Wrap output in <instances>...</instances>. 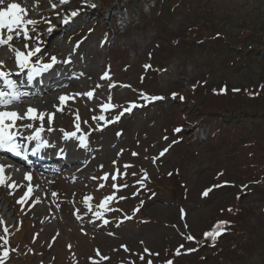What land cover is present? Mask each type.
Instances as JSON below:
<instances>
[{"label": "rangeland", "instance_id": "rangeland-1", "mask_svg": "<svg viewBox=\"0 0 264 264\" xmlns=\"http://www.w3.org/2000/svg\"><path fill=\"white\" fill-rule=\"evenodd\" d=\"M69 1L70 7L74 8L70 11L79 10V14L66 26L58 24L56 11H51L65 4L60 0L0 2V7L9 3L20 4L27 13H21L22 19L38 21L26 26L30 39L21 35L11 41L16 48L26 53L37 46L58 44L61 50L52 55L58 61L54 65L63 67L67 75L71 71L76 75L62 79L60 82L68 84L40 97L28 98V93L21 90L23 100L4 108L23 114L32 107L38 113L53 114L58 105L52 100L65 96L67 113L51 122L38 120L31 124L32 128L36 130L42 126L40 134H50L46 128L52 126L42 124L35 127L36 124L57 121L58 129L52 127L51 134L58 146L67 147L64 143L70 145L71 141L76 145L79 140L76 136H83L85 150H82L83 156L77 155L87 160L77 177L71 176L72 167L60 168L55 175L38 174V185L45 183L47 188L38 191L34 200L18 203L24 193L18 195L15 191L1 197L0 218L4 223L0 224V236H6L8 243L5 245L0 240V255L5 246L9 249V256L3 259V264H93L90 257L99 259L95 255L96 249L110 257L100 264H146L148 260L153 264H165L168 258L163 249L179 245H183L181 254L173 264H264V194L253 185L242 190L241 200L248 213L243 219L241 233L222 239L226 252L188 251L195 245L186 237L209 228L217 216V209L234 199V191L240 192L231 184H243L255 172L252 171L253 164L250 165L252 149L245 147L246 153L234 151L237 144L244 146L240 141L235 143L231 135L222 136L213 147L207 145L193 150L186 143H174L179 133L175 131L178 127H172V124L181 123L179 106L182 103L177 98L182 95L174 91L183 86L192 88L200 80L207 81L210 86L227 82L230 86L243 87L261 80L264 24H259L260 17L254 22L240 17L233 22L221 17L212 21L210 26L202 23V43L198 44V39L194 38L186 41V45L176 47L170 38H177L179 33L198 24L197 15L195 18L171 13L153 0L143 3L142 12L133 10V13L115 2L104 7L102 0L80 1L95 4L93 8L80 7L79 0ZM52 4L56 7L53 8ZM232 6L229 2L219 8L230 10ZM118 7L129 20L125 26L118 27L117 38L107 39L104 24L111 28ZM93 16L99 18L94 26L89 22V17ZM261 16L264 19V15ZM61 18L59 15L60 22ZM50 27L51 32L48 31ZM208 28L215 29L225 38L211 39L214 33ZM257 28L261 30L257 32ZM17 30L14 27V32ZM24 44L28 49L23 47ZM250 44L258 60L236 56V46L242 45L245 53ZM3 49L6 53L10 51L7 46ZM72 50L73 62H69L68 52ZM78 52L80 59L75 56ZM51 57L39 63H50ZM31 61L34 64L37 60ZM148 65L150 67H146ZM105 72L108 79L102 78ZM92 77L98 82L93 84ZM88 91H93L91 98L83 95ZM145 95L163 99L144 100ZM196 95L201 96L198 101L203 106L210 104L204 93ZM106 103L117 107L104 109L102 105ZM133 103L136 107L124 112V108L132 107ZM254 107L258 112L250 117L264 116V100L258 101ZM120 113H123L121 119L114 121L113 118ZM101 115L104 120L99 119ZM87 120L94 125L85 124ZM18 126L22 127L23 123H17ZM184 127H187L182 131L184 136L196 137L197 133L200 144L208 141L209 131L197 130L193 124ZM66 132H75L76 135L64 141ZM19 141L23 143V140ZM165 148L168 151L160 157L159 153ZM125 165L131 167L125 168ZM145 172L147 179H144ZM63 173L67 176L63 177ZM105 173L109 174L106 181L101 179ZM112 175L117 176L116 180L111 179ZM140 180L143 184L138 183ZM113 184H126L127 187L113 188ZM208 188L212 191L205 197L202 193ZM113 194L116 198L106 207L118 211H104L103 218L97 217L95 213L103 211L98 205L105 196ZM88 196L92 199L85 203ZM137 208L139 211H134ZM126 216L131 219H125ZM4 227L8 228L7 233H4ZM121 245H126L129 251ZM145 248L159 255L144 253ZM141 254L144 261L139 259Z\"/></svg>", "mask_w": 264, "mask_h": 264}, {"label": "trees", "instance_id": "trees-1", "mask_svg": "<svg viewBox=\"0 0 264 264\" xmlns=\"http://www.w3.org/2000/svg\"><path fill=\"white\" fill-rule=\"evenodd\" d=\"M104 7H108L116 4L124 7L129 13L134 11L142 12L143 3H149L150 0H102ZM160 7H167L171 13H181L183 16L192 17L197 15L198 24L186 29L184 32L179 33V37L170 38V42L176 47L186 45V41L194 38L198 44L202 43L203 38L200 31L204 27L205 23L210 26L212 21H215L221 17L226 20L235 21L240 17L241 19L251 20L254 22L256 17H260L259 24H264V19L261 15H264V0H154ZM232 3L233 6L230 10L220 5H226ZM211 7V9L209 8ZM161 13V10H159ZM196 13V14H195ZM145 16V14L143 13ZM196 18V16H194ZM112 30L109 25L104 24L105 31L111 35L118 36V27L113 18ZM146 20V18H145ZM203 23V25H201ZM214 33L211 39L218 36L223 37L221 33L216 32L215 29L208 28ZM264 29V28H263ZM257 28V32L260 31ZM250 34V33H249ZM225 38V36L223 37ZM253 41V39H252ZM255 42V40H254ZM257 43V42H256ZM251 46V47H250ZM252 45L246 47L244 53V47L242 45L236 46V56L241 59H253L258 60L257 53L252 50ZM252 50V51H251ZM259 54V53H258ZM260 71L261 80L258 83H252L249 86H230L227 82H223L220 85L210 86L207 81H198L193 86V89L183 86L181 89L176 90L180 92L182 98L178 101L182 103L179 108L181 109V123L172 124V127H180L181 130L185 128L187 124H193L197 126H208L209 134L208 141L199 143L198 138L194 136H184L182 131L178 132L179 136L177 141L186 143L193 150H198L201 147L217 144L220 138L224 135H231L235 143L241 142V147L237 144L234 151H245L246 148H251V164L252 171L255 174L249 179L241 183L234 182L231 184L233 187L240 189V192H235L232 201H227L223 206L219 207L216 211L217 216L209 224V228L205 229L201 233H197L194 236L193 243L197 249H203L206 251H213L215 254L226 252L227 247L222 245V239L227 236H233L232 234H240L241 227L244 225L243 219L248 213V208L244 207L242 202V190L245 186L253 185V188L262 190L264 194V116L250 117L258 110L254 105L258 101L264 100V65H262ZM221 89H224L221 91ZM239 89V91H234ZM204 93L208 96L210 104L203 106L198 100L201 96L196 93ZM195 109L196 111H193ZM191 110V111H190ZM179 120V119H178ZM187 137V138H186ZM197 147V148H196ZM255 158V160H254ZM231 209V211H229ZM218 221H228L224 227L225 230L221 235L213 241L210 237H206L204 234L213 229ZM163 253L168 258L167 260H173L176 258V249L168 246L163 249Z\"/></svg>", "mask_w": 264, "mask_h": 264}, {"label": "snow or ice", "instance_id": "snow-or-ice-1", "mask_svg": "<svg viewBox=\"0 0 264 264\" xmlns=\"http://www.w3.org/2000/svg\"><path fill=\"white\" fill-rule=\"evenodd\" d=\"M0 2H2V0H0ZM68 0H60V3H67ZM91 7L95 8L96 5L92 4L90 5ZM52 7L55 8L56 5L52 4ZM20 13H26V9L23 8L20 4L18 3H9L7 4L6 7H0V28H7L8 30V34L5 36L4 34H0V46H7L8 49L14 53V58H15V62L19 68L20 72H23L25 69H30V71L28 72V80L30 81L34 75H38L41 71L47 70L49 68H51L54 64L58 63L57 61V57L56 56H52L50 59V63H45L40 65L39 63V58L36 61V65L32 64L31 61V57L36 56L37 53L40 52V48L36 47L34 49H30L27 51V53H25L24 51H21V49L16 48L11 41L13 40V29L14 27L18 28L19 30L15 31V36L19 37V36H23L25 39H30L29 35H28V29H27V25H35L36 23H38V21L33 20V19H22ZM79 14V10L76 11H72L70 13V15L66 16L64 18V20L62 21L63 23L67 24L73 17H76ZM53 29L50 27L48 29L49 32H51ZM23 47L25 49H28V45L24 44ZM68 62V61H65ZM4 62L0 61V65H2ZM146 67H150V65L146 66ZM104 79H108V73L105 72L104 76L102 77ZM0 79L3 80V83L5 85H7L9 88L12 89V91L9 92H5L0 90V105L3 106H7L9 104H11L14 100H19L20 96L22 95V93H20L19 91H17V84L16 81L11 79V73L9 72H5L0 70ZM224 89H221V91H223ZM234 91H239V89H234ZM77 95H80L79 93ZM83 95L88 96L89 98H91L93 96V91H88L86 93H83ZM175 95V94H174ZM62 102H64L67 98L65 96H61L59 98ZM144 100H160L163 99V97L160 96H147L145 95L143 97ZM109 100H111V97L109 96ZM102 107L104 109H109V108H114L117 107V105L111 104V103H106L104 105H102ZM136 104L133 103L132 107H125L124 108V112H130L132 111V108H135ZM45 113H38L36 109L32 108V107H28L27 110L23 113L20 114L18 111H8V110H0V149H6L7 151L13 152L16 155H21L22 154V150H21V145L19 143H17L16 141V135L17 133L12 131L11 129H13L16 125V121L19 120H24V119H39V120H43L45 117ZM121 115H123V113H120L118 115H116L113 120L114 121H119L121 119ZM47 118L48 121L51 122L52 120V114H47ZM100 120H104L105 117L103 115H101L99 117ZM6 121H11L10 123H7ZM108 122H113V121H108ZM24 127H32L31 124H26L24 125ZM77 130H79V124L76 125ZM43 130V127L41 126V128H37L35 131V134L33 136H29L28 139L29 140H39L40 138V132ZM51 130V129H49ZM175 131L180 132L181 129L177 128L175 129ZM119 134V133H118ZM76 133L75 132H70V133H65V137H71V136H75ZM80 142L82 145L86 144V140L83 136L79 137ZM166 139V138H165ZM175 143V141H174ZM47 145V141H43L41 143H38L36 148L33 149V152L37 151L39 148L44 147ZM168 151V148L163 149L160 153L159 156L162 157L165 155V153ZM133 155H136V153H133ZM156 158H154L155 161ZM113 163H115V161H113ZM5 165L3 163H0V186H7L9 188H12L15 185V182H8L9 178L6 176L5 173ZM11 167V166H8ZM125 168L131 167V165H125ZM117 173H119V170H117ZM126 174V173H123ZM133 175H135V173H133ZM169 175H171V173H169ZM25 178L26 179H31V176L28 174H25ZM117 176L116 175H112L111 179L112 180H116ZM95 179V177H94ZM102 180H108L109 179V174L105 173V175L103 177H101ZM144 179H147V173H144ZM138 183L143 184V180L138 181ZM220 185H214L213 187H219ZM101 188L104 187L103 184L100 185ZM119 187H127L126 184L124 185H116L113 184V188H119ZM246 187V186H245ZM212 191V188H208L205 189L204 192L202 193L203 196H207L209 194V192ZM32 192V186L29 185L28 187V191L24 193V195L21 197V199L19 201H17L18 203H24L26 198L29 197L30 193ZM55 195V194H54ZM115 195H108L105 196L104 199L101 201V203L98 205L99 209H102L103 211H97L95 213V215L99 218H103V214L104 211H118V209H111L106 207V205L112 201L113 199H115ZM92 197L88 196L85 198V203H87L89 200H91ZM119 199H125L124 197H119ZM90 207V205H89ZM134 211H139V209H134ZM183 213V210H181ZM229 211H231V209H229ZM125 219H131V217H125ZM4 221L2 218H0V224H3ZM104 223L107 224L108 221L105 219ZM229 223L228 221H218L216 223V225L213 227V229L209 232H206L204 235L206 237H210L213 241H215L217 239V237L219 235H221L223 233V231L225 230V225ZM4 233L8 232V228L4 227L3 228ZM55 239V238H54ZM186 239L188 240H193L195 239L194 237H192L191 235L187 236ZM0 240L4 241V244L7 245L8 240L6 236H0ZM141 243H143L141 241ZM51 246V245H50ZM70 247V246H69ZM181 248L183 247V245L180 246ZM121 248H123L125 251H129V249L127 248L126 245H121ZM188 251H195V249H188ZM144 253H149L150 255H155L158 256V253H150L149 249L145 248L144 249ZM180 248H177L176 250V255H180ZM95 255L96 257H98L99 259H95L90 257V259L93 260V264H100V261H108L110 259V257L101 254L99 249L95 250ZM9 256V249L8 247H4L3 251H2V255H0V264H3V259ZM139 259L141 261H144L145 257L143 254H141L139 256ZM131 264H134V262H131ZM146 264H153L152 260H148L146 261ZM165 264H173L172 260H168L165 262Z\"/></svg>", "mask_w": 264, "mask_h": 264}, {"label": "bare ground", "instance_id": "bare-ground-1", "mask_svg": "<svg viewBox=\"0 0 264 264\" xmlns=\"http://www.w3.org/2000/svg\"><path fill=\"white\" fill-rule=\"evenodd\" d=\"M20 15H21V13H20ZM21 17H22V15H21ZM67 24L64 23L63 26H66ZM14 33L15 32L13 29V39L15 37H17V36H15ZM0 34H4L6 36L8 34L7 28H0ZM60 47L61 46L58 44H51V45L46 44L44 46H41V47H39L40 52L37 53L36 56L31 57V60H37L39 58V62H41V61L51 57L53 54L60 52V50H61ZM3 48H5V46H0V61L4 62L2 65H0V70L11 73V79L16 81V84H21L19 92L21 90L25 91V89L30 88V85L26 82H22L25 79H21V73L26 72L29 69H25L23 72H20L19 68L15 62L14 54L11 51H7V53H6V51ZM80 48H78V49H80ZM73 55H74L73 50L68 52V56H70L69 62H73L72 61ZM32 58H35V59H32ZM61 62H62V59H61ZM75 63H77V62L75 61ZM35 64L36 63H34L33 65H35ZM51 72L52 71L50 69H47V70H44L42 73H40L39 76H41L42 74H50ZM95 82H98L97 79L92 77V83L94 84ZM66 84H68V83L60 82L59 80H57L55 78L51 79V80H44V81H42L41 84H39L36 88H34V92L32 93V98L40 97L43 93L49 92L50 90L61 88L62 86L66 85ZM0 89H6V90L10 89V88H8L7 85H5L3 83L2 79H0ZM9 91H12V90L10 89ZM22 100H23V97L20 96L19 100H14L13 102H21ZM13 102L9 105H12ZM52 102L54 104L58 105L55 113L52 114V117H53L52 120L55 117H58L59 115L67 113V109L65 108V102H62L60 99H57V100L54 99V100H52ZM0 107H3V105H0ZM8 111H10V110H8ZM45 114L46 115H45L43 120H48L47 114H50V113L45 112ZM38 120L39 119L33 120V119H27L26 118V119L21 120V121H18V120L16 121L15 127L11 130L17 133V135H16L17 143L19 142V140H23V143H25V141L29 140L28 139L29 136H33L35 134V131H36L35 129H33L32 127H24V125L29 124V123L30 124L36 123V122H38ZM8 123H10V122H8ZM17 123H23V126L17 127ZM42 124H45L46 126H52L54 128V130L58 129V126H57L58 122L57 121H54L52 123L36 124L35 127L42 125ZM85 124L92 126V125H94V122L87 120L85 122ZM52 127L46 128L47 132H50V134H46V135L40 134L39 140H36V139L32 140V142L35 141V143L33 145H31L29 148L30 154L31 155L37 154V152H39L40 150L38 149L37 151L33 152V149L36 148L38 143H41L43 141H47V145L44 146L45 149H48L46 151H50L54 155L63 154L66 158L76 160V158H73L71 156L72 152L74 154H82L84 152L82 150H85L84 145L81 144L80 139H79V137H81V136L80 135L76 136L77 139H79V140H77L76 145H74L73 141L70 142L72 147L69 150H71L72 152H69L65 148H62L61 146H57L54 144V140L56 138H55V136H53L51 134L52 129L49 130ZM53 134H55V133H53ZM66 138H68V137H65V139H63V140L65 141ZM69 138H71V137H69ZM90 138H95V136H90ZM68 140H70V139H67V141ZM87 151H90V149L88 148ZM3 156H5V155L0 154V163H3L6 166L5 167V173H6V176L9 178L8 182L14 181L16 186H14L12 188H9L7 186H0V189L3 190V193L0 194V205L3 203V200L1 197L3 195H6L8 192L15 191L16 194L20 195V194L27 192L29 185H31L32 186V192L30 193L29 197L26 198V200H34L37 197L38 191L45 190L47 188L45 183L38 185V182L36 181V179L38 178V174H40V172H43V169L41 166H35V167L29 166L33 172L32 173H25V172H23L22 169L14 166L13 164L8 163L4 159ZM46 163L47 162H44L43 164H46ZM8 166H11V167H8ZM73 167H75V168L78 167V170H75L73 172L74 174H72V175H75L76 177L79 176V174H77V173H79L81 170H84V169H82V167H83L82 164L80 166H77L75 164ZM55 169H53V170L55 171ZM25 174L30 175L31 179L30 180L26 179ZM40 203H41V198H40Z\"/></svg>", "mask_w": 264, "mask_h": 264}]
</instances>
